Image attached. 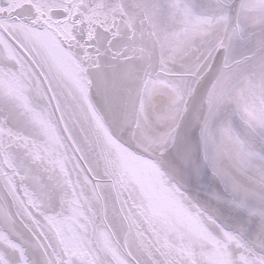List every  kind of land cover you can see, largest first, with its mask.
Masks as SVG:
<instances>
[{"label":"snow or ice","instance_id":"6c2138e0","mask_svg":"<svg viewBox=\"0 0 264 264\" xmlns=\"http://www.w3.org/2000/svg\"><path fill=\"white\" fill-rule=\"evenodd\" d=\"M0 264H264V0H0Z\"/></svg>","mask_w":264,"mask_h":264}]
</instances>
